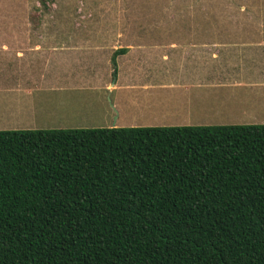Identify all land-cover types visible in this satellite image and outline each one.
I'll return each mask as SVG.
<instances>
[{"label":"trees","instance_id":"trees-1","mask_svg":"<svg viewBox=\"0 0 264 264\" xmlns=\"http://www.w3.org/2000/svg\"><path fill=\"white\" fill-rule=\"evenodd\" d=\"M0 264H264V125L0 131Z\"/></svg>","mask_w":264,"mask_h":264},{"label":"crops","instance_id":"crops-1","mask_svg":"<svg viewBox=\"0 0 264 264\" xmlns=\"http://www.w3.org/2000/svg\"><path fill=\"white\" fill-rule=\"evenodd\" d=\"M112 31L0 26V131L33 130L7 124L49 121L46 108L57 124L69 123L71 107L78 123L100 128L169 121L197 107L264 108V27ZM94 113L105 122H89Z\"/></svg>","mask_w":264,"mask_h":264},{"label":"rangeland","instance_id":"rangeland-1","mask_svg":"<svg viewBox=\"0 0 264 264\" xmlns=\"http://www.w3.org/2000/svg\"><path fill=\"white\" fill-rule=\"evenodd\" d=\"M41 1L3 0L0 26L95 27L109 28L114 33H120L124 28L137 30L131 31L137 33L140 28L156 27H264V0H43L46 6ZM245 8L248 14L238 12ZM160 108L164 109L163 106ZM231 108L230 113H225L226 108L197 107L190 116L184 114L173 116L169 121L142 122L138 127L264 125V108ZM73 109L70 107L67 111L69 123L57 124L56 111L46 108L41 111L48 114L49 121L43 116H37L35 121H27L24 117L21 123H8L7 126L47 130L103 127L98 123H78L74 119L76 116L72 117ZM97 114L94 113L95 120L89 122H105Z\"/></svg>","mask_w":264,"mask_h":264}]
</instances>
